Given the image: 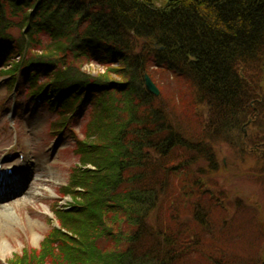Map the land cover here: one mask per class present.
<instances>
[{"label": "trees", "instance_id": "1", "mask_svg": "<svg viewBox=\"0 0 264 264\" xmlns=\"http://www.w3.org/2000/svg\"><path fill=\"white\" fill-rule=\"evenodd\" d=\"M11 21L23 28L19 41L41 48L37 32L57 37L59 47L46 45L35 59L48 68L56 59L62 64L53 66L47 95L71 92L77 100L84 91L91 95L96 110L90 119L106 127L98 142L108 151L94 160L95 171L101 172L83 179L81 191L69 192L71 208L57 211L66 232L51 229L40 249L14 256L11 264H79L74 249L85 256V264H181L179 259L191 254L189 260L198 256L195 264H256L251 254L260 247L256 222L245 224L241 214H233L229 235L216 234L220 226L211 228L208 218L210 204L216 203L212 193L211 200L202 199L211 188L197 176L189 177L194 195L189 191L182 204L193 198L194 207L185 217L180 210L176 215L171 200V215L161 211L157 220L150 218L158 193L166 189V194L168 185L186 177L180 171L188 164L176 160L177 151L189 163L195 150L204 152L216 169L209 131L237 129L234 120L261 106L264 92L258 100L242 72L249 62L264 60V0H0V38L9 37L5 29ZM66 48L74 53L70 63L63 61ZM97 49L118 65L109 63L94 76L83 73L80 65ZM152 69L185 88L176 91L179 85L169 80L165 87L158 84L159 96L148 93L142 75ZM169 85L176 99L167 98ZM187 101L193 109L185 123L172 109Z\"/></svg>", "mask_w": 264, "mask_h": 264}, {"label": "rangeland", "instance_id": "2", "mask_svg": "<svg viewBox=\"0 0 264 264\" xmlns=\"http://www.w3.org/2000/svg\"><path fill=\"white\" fill-rule=\"evenodd\" d=\"M20 28L21 26H18L7 31L19 36ZM35 38H40L39 40L45 39L47 42V39L41 33H38ZM33 47L37 48L36 51L41 50L38 44L33 45ZM98 55L99 50H96L94 56L90 57L91 59H86L88 61L86 64H84V61L80 65V70L84 71L85 74L104 72L109 61L103 59V54L100 57ZM65 57L69 59L70 56ZM116 62H113L112 66L118 65ZM256 62L259 65H256ZM256 62H253L254 64L249 62L248 64L251 66L246 67V71L242 72V75L246 77L248 84H252L255 90L258 91V100H262L264 92V60L257 59ZM7 64L8 62H5L2 68H6ZM72 65L77 66L74 63ZM60 67L59 65L58 68ZM151 71L155 81L161 86L165 87L168 81L171 80L168 74L163 71L156 69ZM2 75H0V154H5L4 158L11 157L12 151L25 148L26 150L21 151L24 153L25 162L28 165V176L35 179L34 181L38 180V182L32 194L23 198V200H14L5 205V207L0 208V264H3L2 260L11 257L12 254L21 253L23 248L25 250L28 247L38 248L43 235L56 222L51 211L53 202L56 201L58 207L65 204L67 200L71 202L68 193L61 197L54 191L60 184L68 181L69 172L74 165H77V155L81 154L82 148L87 152V156L86 153L83 156H86V158H82L83 164L79 167L85 173L84 181L92 180L101 172L95 171L94 163L98 161L94 162V160L97 158L103 159V154L108 155V151L102 148V145L98 142L100 134L106 129L104 125H95L92 123L90 115L87 116L85 113L80 115L78 113L68 120L67 124L69 126L63 128L59 134H55V132L50 131V126L58 114L52 112L47 105L40 103V101L33 102L26 98L24 95L25 82L20 84L17 89L21 96H14L16 90L11 92L7 90L6 83L2 79L4 76ZM38 77L41 78L42 76ZM250 79L255 80L257 83L254 85ZM171 81L174 82V80ZM169 83L171 84L170 81ZM174 83L177 86L179 85L178 88H175L176 91H181L185 88L178 81ZM172 86L166 90V96L167 98L172 99L173 97L176 99L178 94L172 95ZM5 96H7V99L4 102L1 101ZM260 105L252 109V111L243 110L241 112H247L242 122L247 131L245 137L241 130L242 123L238 122V120H234L237 131L229 129V127L224 132L212 133L211 130L209 131L207 137L210 140L207 142L212 143L210 156L214 158L216 169L211 167L210 157L204 155V152L195 150L194 154H190L192 163H189L182 156L181 151H177L176 160L180 159L183 163L188 164V169L180 171L186 177L183 176L180 183L168 185L167 187L169 188L166 194V189L164 192L158 193V202L150 219L153 221L157 220V215L161 211H163V214L166 212V214L171 215L169 207L171 200L175 202L176 215H178L180 210V215L185 217L189 209L191 211V208L194 207L193 198L185 205L182 204V202L188 200L187 194L189 191L193 190L192 196L194 195V188L190 185L189 177L197 176L203 180V185L206 184L207 188H211L202 199L211 200L212 198V201L216 203L214 206L210 204V215L208 216L211 228H213L215 223L220 226V228H215L216 234L227 236L228 230L232 228L229 227V224L234 219L233 214L238 213L246 220L245 224L249 221L252 222V218L255 216L259 227L264 230V100ZM185 106L187 107L182 114L181 109ZM192 109L188 105V101L184 104L178 103L172 109V114L176 116L179 114L180 119L187 123L189 121V119L187 120V114H191L189 111H192ZM86 112L88 113V111ZM14 121L17 133L10 126ZM81 139H85L86 143L81 144ZM31 151L34 155L31 154ZM178 154H181V157ZM173 158V154L170 153L168 161H172ZM17 160L18 158L15 157L10 162H17ZM21 166H23V163ZM200 168L202 171H200ZM175 175L173 173V177ZM78 177H81L80 174H78ZM184 180H187L186 184L189 185L186 190L182 184ZM92 183L89 182L88 185L90 186ZM76 189H81V186L76 187ZM195 192L198 193V189H195ZM210 193H212L211 198ZM230 215H232L231 218ZM223 220H225V226L223 225ZM238 221L240 222V220ZM107 227L108 229L110 228L109 226ZM235 231L234 228L230 235L234 234ZM245 231H247V227H245ZM242 235H244V239L246 234L242 233ZM99 242L106 245L102 239ZM261 248L264 250V242ZM73 251L76 253H72L73 260L80 262L79 264H85L87 261L85 256L81 255L77 249ZM261 254L264 256L263 252ZM192 256L193 254L182 256L183 260L180 259L179 263L195 264L198 256H195L194 260H189Z\"/></svg>", "mask_w": 264, "mask_h": 264}, {"label": "water", "instance_id": "3", "mask_svg": "<svg viewBox=\"0 0 264 264\" xmlns=\"http://www.w3.org/2000/svg\"><path fill=\"white\" fill-rule=\"evenodd\" d=\"M144 84H145V88L149 92H151V93H153L155 95L158 94V92H159L158 88L156 87L154 82L151 80V78L147 74L144 75Z\"/></svg>", "mask_w": 264, "mask_h": 264}, {"label": "flooded vegetation", "instance_id": "4", "mask_svg": "<svg viewBox=\"0 0 264 264\" xmlns=\"http://www.w3.org/2000/svg\"><path fill=\"white\" fill-rule=\"evenodd\" d=\"M261 252L264 253V250H262ZM258 262H259V264H264V256H263V254H260Z\"/></svg>", "mask_w": 264, "mask_h": 264}, {"label": "bare ground", "instance_id": "5", "mask_svg": "<svg viewBox=\"0 0 264 264\" xmlns=\"http://www.w3.org/2000/svg\"><path fill=\"white\" fill-rule=\"evenodd\" d=\"M11 190V189H10Z\"/></svg>", "mask_w": 264, "mask_h": 264}]
</instances>
